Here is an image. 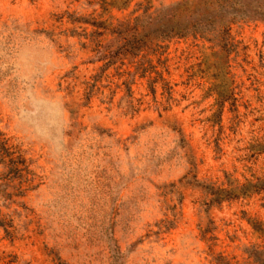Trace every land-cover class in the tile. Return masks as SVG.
Here are the masks:
<instances>
[{
    "label": "rangeland",
    "instance_id": "obj_1",
    "mask_svg": "<svg viewBox=\"0 0 264 264\" xmlns=\"http://www.w3.org/2000/svg\"><path fill=\"white\" fill-rule=\"evenodd\" d=\"M103 1L0 0V264H257L264 20L101 69Z\"/></svg>",
    "mask_w": 264,
    "mask_h": 264
},
{
    "label": "trees",
    "instance_id": "obj_2",
    "mask_svg": "<svg viewBox=\"0 0 264 264\" xmlns=\"http://www.w3.org/2000/svg\"><path fill=\"white\" fill-rule=\"evenodd\" d=\"M103 2L110 7L120 6L116 5V0ZM135 5L127 16L114 22H87L102 29L98 34L106 31L111 36L95 49L96 60L102 62L101 69L115 63L131 64L135 71L157 75L154 65L150 64L148 70L141 64L151 63V56L159 61L172 39L191 38L194 44L215 42L221 50H227L233 23L243 19L264 20V0H175L153 10H150V0H138ZM256 184L264 188V178L258 179ZM227 192L228 189L218 188L213 194L222 200L229 197L222 195ZM251 255L257 264H264V249L255 250Z\"/></svg>",
    "mask_w": 264,
    "mask_h": 264
}]
</instances>
